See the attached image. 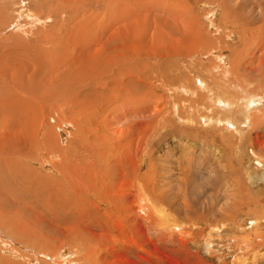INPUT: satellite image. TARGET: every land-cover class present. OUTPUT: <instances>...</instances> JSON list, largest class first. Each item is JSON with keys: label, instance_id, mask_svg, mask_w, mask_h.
Segmentation results:
<instances>
[{"label": "rangeland", "instance_id": "rangeland-1", "mask_svg": "<svg viewBox=\"0 0 264 264\" xmlns=\"http://www.w3.org/2000/svg\"><path fill=\"white\" fill-rule=\"evenodd\" d=\"M63 1L10 0L5 12L30 38L54 24L36 6L67 7L73 53L55 54V76L77 79L71 113L35 112L39 145L53 129L70 150L39 199L35 177H19L28 155L4 140L27 102L0 105V189L18 195L0 198V264H264V0ZM12 42L25 53L32 40ZM11 217L39 235L13 233Z\"/></svg>", "mask_w": 264, "mask_h": 264}, {"label": "bare ground", "instance_id": "bare-ground-1", "mask_svg": "<svg viewBox=\"0 0 264 264\" xmlns=\"http://www.w3.org/2000/svg\"><path fill=\"white\" fill-rule=\"evenodd\" d=\"M38 1L41 3H45V1L50 2L51 0H38ZM9 3H10V0H0V30H1L2 34L5 35L4 38H0V72L6 73V74H1L0 77L2 78L3 81H0V82H7V83L9 82V85L7 87L8 90H4L3 88H0V100L3 101V103H1L0 105L3 107L9 106V108L10 107H17L18 106L17 102L23 100L24 103L27 102V107H24V111H23V114H25L24 118H21L19 121H16V119L12 118L10 120L12 122L7 123L8 125H6V127H4L5 130L8 131L7 133H9L8 135H6L8 137L5 138L4 140H6L8 142V147L10 150H17L22 155H28L29 158H26V160L30 164L29 163H18L19 166L17 167V169L19 168V171L21 169L22 172L19 174V177H22L23 179L25 176L35 177L34 180L33 179L30 180L31 181L30 183H33L35 186H37V188H38L37 190H39L41 192V193L37 194L36 196H35L36 193L34 194V198L39 199L38 197H40L41 195L43 197V195L45 196L48 193V191H46L44 189L46 188V185H48L51 182V177L53 176V175H51V172L52 171L55 172V170L57 169L56 167L61 166V164L59 165V163L65 160L64 159L65 156H60L61 153L57 154L58 151H61L63 154H65L67 149H68V145H67V147H63V145H60V146L58 145L59 140H63L61 142H64V136H63V133L61 132L62 136L61 137L59 136V138H58L59 140L57 141L56 140L57 133L53 129H48V131L45 132V134L48 133L47 140H45V141L49 142L48 145H46V146L39 145V137L41 136L42 131L37 132V127H42L43 123L40 121L39 117L35 116V112L37 111V113H40L41 111L47 110L50 118L54 119L53 115L56 116L57 111L59 113V110H56L54 108V106L57 107V104L61 103L62 114L65 116L66 113H67V115H68V112L71 113L70 112L71 110H70L69 105H68V103H69L68 102L69 101L68 95L71 92L70 90H72V87L75 83L73 81L74 80L73 78H75V77H72L73 71H75V70H73L71 72L70 69H67V70H69V72L67 74L61 75L60 77H57V75L55 76V68H57L55 65L56 64L55 54L58 53V55H56V57H57V59L60 60L61 64H65L66 62H68L72 56V53H73L72 52L73 36H72V33L69 34L67 32V29H66L69 26V18H66V19L64 18V15L66 17V13H64V11L69 12L67 7L65 9H62L59 14H55L58 7H54V5L49 7L48 9L46 8L47 10H44V12H47L48 16L44 17V16H40L41 10L44 9V8L42 9L43 5L42 6L40 5V8H38L36 6V11H35L37 14L36 15L37 18L39 17L37 19V21L38 22L44 21V23H45V21L49 22L50 18L51 19L54 18L53 19L54 24L50 23L48 25V27L50 28V29H48L49 31L45 30L46 32H42V34L45 33L44 36L40 35L41 34V33H39L40 29H35V30L31 29V32H32L31 34H33V35H31L30 38H29V36L27 37V34H26V38H28V39L21 38L22 37L21 35H19L18 33H17L18 35L15 34V32L17 30L14 31V29H12V28L9 29V27H8L9 23L5 22V15H7V14H5V12L9 10ZM36 3H38V2H36ZM64 3H68V2H65V0H64L63 5H64ZM63 7H65V6H63ZM7 16H10V15H7ZM58 19H60L61 21L59 22ZM7 20H9V18ZM21 21H22V19H21ZM12 22H14V21H12ZM12 22H11V24H13ZM67 23H68V26L66 28L63 27ZM42 24H43V22H42ZM15 25H14L15 27H19L17 23H15ZM34 25H36V24H33V28L35 27ZM1 26H2V28H1ZM20 26H22V25H20ZM7 28L9 30H7ZM22 28H23V26H22ZM42 28L43 27H41V29ZM20 31H21V29H20ZM29 31H30V29H29ZM27 32H28V30H27ZM10 34L13 36L8 37ZM69 37H71V39ZM10 40H13L12 43L17 44V47H19L21 44H26V40H32V43L30 44V46L25 45L23 48H21V49L27 48V52L22 53L20 51H17L16 48L11 49ZM77 46H78V44L74 45V48L77 49ZM29 47H31V48H29ZM82 50L83 49H81V51ZM3 61L6 63H3ZM20 66H21V68H19ZM30 69H31V72L29 71ZM17 70H19V73L17 72ZM27 71H29L28 74H26ZM46 77H49V80L51 81L52 86H50L49 90L42 92L40 90V88L41 89L44 88V86H43L44 81L43 80ZM55 77H57V78H55ZM75 79H77V77ZM81 91L82 90H80V92ZM41 97L43 98L44 101H50L51 102L50 106H49V103H48V105L46 103H40L39 101H41V99H42ZM25 99H27V100H25ZM37 101H38V104H36ZM34 105L36 106L35 110H33L32 114L29 116L28 114L31 113V110L28 108H29V106L32 108V106H34ZM14 112L16 114L18 113L17 111H14ZM26 115H27V117H26ZM15 118H18V117H15ZM7 121H9V120H7ZM19 122H20V125H19ZM50 122L52 123V121H50ZM61 125L66 126V121L63 120ZM34 133H35V138H34ZM45 134L43 135V137L45 136ZM6 136H4V137H6ZM25 136H28L29 144L22 139ZM10 141H17V143L21 142L22 145H19V146L10 145L9 144ZM6 148H7V146L1 141L0 149L6 150ZM68 151L70 152L69 149H68ZM1 152L4 153V151H1ZM43 154H44V156H42ZM34 157L38 158V165L43 166V167H47V169L45 170V174H43L41 169H39L38 167H34L35 165L32 166V161L30 160V158H34ZM40 161H41V163H40ZM69 161H71V160H69ZM58 170H59V168H58ZM32 173L34 175H29ZM46 173H50V175H47ZM62 174H65V173H62ZM69 174H70V172H69ZM19 177H16V178H19ZM67 182L69 183L70 181H67ZM56 183H57V181H56ZM69 184H71V182ZM14 189L11 188V190L9 191L11 193L9 194L8 192H6V190L4 188H1L0 189V196H1L0 198H4V197L6 198L9 196L12 198H18V195L15 193ZM60 189L63 190L62 194L64 192L66 193V195L70 194V189L64 188L63 185L61 186V188L59 187V192H60ZM24 193H25V191L23 190V194ZM11 194H12V196H11ZM21 196L24 197L22 194H21ZM50 196H53V194ZM7 200L8 199L6 198L5 201H7ZM15 215L17 217H20V218L24 217L22 215V213H18ZM15 218L16 217H13V218L11 217L9 219V225L11 227L12 226L15 227V228L12 227L14 229L13 233H18V234L21 233L22 235L25 234V235H28V238H30V236H33L32 235L33 231L31 232V230L35 231L36 229H33L31 227L32 223L30 221H25V224L27 227L24 226L23 222L22 223L18 222L15 225V223H14ZM11 222L13 224H11ZM1 224H2V222H1ZM3 228L8 229V227L5 228V226H3ZM7 234H9V233H7ZM35 235L36 236L39 235L38 230H36ZM21 241L25 242L24 239ZM36 244H38V243H36ZM1 254H3V253H1ZM3 257L4 256H2V258ZM2 261L4 262V260H2Z\"/></svg>", "mask_w": 264, "mask_h": 264}]
</instances>
